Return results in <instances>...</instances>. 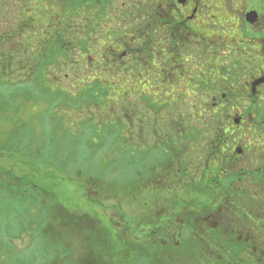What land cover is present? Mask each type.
<instances>
[{"label":"flooded vegetation","instance_id":"flooded-vegetation-1","mask_svg":"<svg viewBox=\"0 0 264 264\" xmlns=\"http://www.w3.org/2000/svg\"><path fill=\"white\" fill-rule=\"evenodd\" d=\"M84 7L85 59L117 88L116 146L134 151V217L146 241L179 245L186 215L202 213L215 244L247 247L250 262V247L264 244V0ZM23 34L24 78L57 85L54 57L43 64L53 33L33 48Z\"/></svg>","mask_w":264,"mask_h":264},{"label":"rangeland","instance_id":"rangeland-1","mask_svg":"<svg viewBox=\"0 0 264 264\" xmlns=\"http://www.w3.org/2000/svg\"><path fill=\"white\" fill-rule=\"evenodd\" d=\"M80 53L73 48L71 60ZM80 66L76 78L59 69L57 85L48 77L33 79L35 72L28 78L10 76L8 69L0 74V168L16 164L27 175L23 195L6 191L0 180V264H50L47 251L64 246L60 254L67 248L73 256L66 264H86L96 238V247H116L114 264L155 263V244H148L134 217V151L116 146L122 124L117 88L101 83L109 71L101 75L87 63Z\"/></svg>","mask_w":264,"mask_h":264},{"label":"trees","instance_id":"trees-1","mask_svg":"<svg viewBox=\"0 0 264 264\" xmlns=\"http://www.w3.org/2000/svg\"><path fill=\"white\" fill-rule=\"evenodd\" d=\"M84 18V0H73V2L71 0H0V74L8 75L6 73L8 69L10 76H15L16 72L20 76H24L23 47L25 35L23 33L27 28L30 32L27 41L32 48L37 45L39 40L45 38L44 33H53L51 38H53L54 42L52 43L51 41L48 45L42 44L43 49H46L45 57L48 51L45 46H49V50L52 49L54 52L52 54L49 52V58L44 59L43 64L45 63L46 65L48 60L54 57L49 62H56L61 71L66 70L70 72L71 76L76 78L78 76L77 70H82L81 67H83L80 65L87 63L85 53H89L84 36L86 31ZM75 47L81 52L79 54L80 57L71 60V53ZM74 71H77L76 75H73ZM37 79L40 80V76ZM75 80L79 83L77 79ZM79 86L80 84L77 85V88ZM63 91L61 90V92ZM15 161L20 168L25 164L24 160L19 161L16 159ZM16 166L14 164L8 170L1 167L0 180L3 179V188L6 191L23 195L21 194V184L25 183L27 175L19 174ZM7 179H10V184ZM32 190L44 192L41 191L42 189H37L36 186ZM203 202L204 208L210 209L205 205L207 203L206 200ZM59 207L64 209L62 205H59ZM57 213L59 214L58 211ZM198 215H202V213ZM198 215H186L182 242L179 245H155L151 248L152 251L157 250L156 257H151L155 261L154 264H175L186 253H193V260L185 261L184 264H264V244L250 247V252L255 258H251L252 260L247 262V258L245 259V255L248 252L247 247L230 246L223 243L215 244V234L212 227L209 224L201 226L196 218ZM99 240V238H96L95 244L91 243L85 259L87 261L86 264H114L111 260L113 261L115 257L116 251L114 253V250L116 247L112 245L109 248L106 246L107 244L102 245V243L96 247L99 244ZM64 247L61 249H64ZM60 250L51 249L47 251V260L50 261V264H60L57 263L59 260L62 264H66L70 261L69 258H73L67 248L65 253L60 254Z\"/></svg>","mask_w":264,"mask_h":264}]
</instances>
